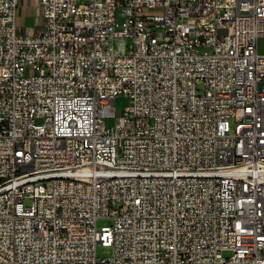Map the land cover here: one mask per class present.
<instances>
[{"label":"built area","instance_id":"obj_1","mask_svg":"<svg viewBox=\"0 0 264 264\" xmlns=\"http://www.w3.org/2000/svg\"><path fill=\"white\" fill-rule=\"evenodd\" d=\"M26 1L0 0V264H264V0H33L31 33Z\"/></svg>","mask_w":264,"mask_h":264},{"label":"rangeland","instance_id":"obj_2","mask_svg":"<svg viewBox=\"0 0 264 264\" xmlns=\"http://www.w3.org/2000/svg\"><path fill=\"white\" fill-rule=\"evenodd\" d=\"M39 22V16L36 17L35 1L27 0L26 3L18 9L17 13V25L26 30V33H31L34 30L36 24ZM257 50L259 54H264V38L259 39L257 42ZM127 106V99L123 97H117L114 102V108L117 112L124 111ZM111 121H107L108 125H111ZM110 225L109 220H99L96 223V228L99 230L101 227H107ZM112 254V249L109 246L96 245V256L98 258H109Z\"/></svg>","mask_w":264,"mask_h":264}]
</instances>
